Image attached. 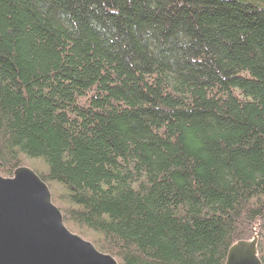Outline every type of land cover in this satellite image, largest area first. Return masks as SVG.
Returning a JSON list of instances; mask_svg holds the SVG:
<instances>
[{"label": "trees", "instance_id": "trees-1", "mask_svg": "<svg viewBox=\"0 0 264 264\" xmlns=\"http://www.w3.org/2000/svg\"><path fill=\"white\" fill-rule=\"evenodd\" d=\"M28 167L118 264H264V0H0V175Z\"/></svg>", "mask_w": 264, "mask_h": 264}, {"label": "water", "instance_id": "water-1", "mask_svg": "<svg viewBox=\"0 0 264 264\" xmlns=\"http://www.w3.org/2000/svg\"><path fill=\"white\" fill-rule=\"evenodd\" d=\"M0 264H118L71 233L49 187L31 169L0 175ZM225 264H262L258 237L239 241Z\"/></svg>", "mask_w": 264, "mask_h": 264}, {"label": "rangeland", "instance_id": "rangeland-1", "mask_svg": "<svg viewBox=\"0 0 264 264\" xmlns=\"http://www.w3.org/2000/svg\"><path fill=\"white\" fill-rule=\"evenodd\" d=\"M24 167V166H23ZM26 168H28V167H26ZM30 169V168H29ZM3 177V176H2ZM3 178H5V177H3ZM69 230V229H68ZM70 231V230H69ZM71 232V231H70ZM71 233H73V232H71ZM73 234H75V233H73ZM75 235H77V234H75ZM77 236H79V235H77ZM79 237H81V236H79ZM82 238V237H81ZM82 239H84V238H82ZM85 240V239H84ZM85 241H87V240H85ZM87 242H89V241H87Z\"/></svg>", "mask_w": 264, "mask_h": 264}]
</instances>
